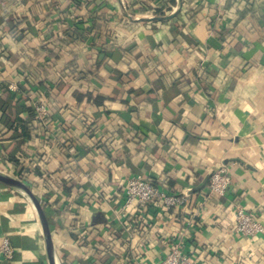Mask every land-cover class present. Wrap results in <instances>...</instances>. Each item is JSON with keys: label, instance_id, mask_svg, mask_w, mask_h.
Here are the masks:
<instances>
[{"label": "crops", "instance_id": "obj_1", "mask_svg": "<svg viewBox=\"0 0 264 264\" xmlns=\"http://www.w3.org/2000/svg\"><path fill=\"white\" fill-rule=\"evenodd\" d=\"M49 57L87 74L38 88L49 114L21 155L28 97L9 85ZM0 86V172H28L57 264H156L181 235L199 264H264V232L235 231L239 205L264 225V0H0ZM137 174L191 189L189 209L126 207ZM3 238L0 264H50L32 199L0 182Z\"/></svg>", "mask_w": 264, "mask_h": 264}, {"label": "built area", "instance_id": "obj_2", "mask_svg": "<svg viewBox=\"0 0 264 264\" xmlns=\"http://www.w3.org/2000/svg\"><path fill=\"white\" fill-rule=\"evenodd\" d=\"M15 91H19L17 83L9 85ZM24 94V93H22ZM35 109L38 120L44 121L49 114L47 104L42 95L33 92L25 94ZM231 179L226 169H221L211 174L209 184L210 195H225ZM125 206L138 202L143 209H172L173 211H187L193 202L191 189H185L180 193H172L161 187L151 179L142 174L134 175L127 179L125 185ZM184 211V212H185ZM236 227L235 231L241 235L254 236L264 232V225L258 221L252 212L246 211L242 206L235 209ZM192 223V221H191ZM15 248L9 238H3L0 244V252L6 259L13 257ZM196 256L187 248L186 239L177 236L171 244L170 252L156 264H199ZM141 264H146L141 262Z\"/></svg>", "mask_w": 264, "mask_h": 264}, {"label": "trees", "instance_id": "obj_3", "mask_svg": "<svg viewBox=\"0 0 264 264\" xmlns=\"http://www.w3.org/2000/svg\"><path fill=\"white\" fill-rule=\"evenodd\" d=\"M20 16L18 17V14L15 17V21L20 20ZM82 67V65L80 66ZM38 72L32 73V77L34 79V82L36 84H32V82L29 81H19L18 87H19V93H30L33 92L35 94H38V88L42 90L45 89L46 91L55 90L56 87L62 83L65 82L67 79H77V78H85L86 77V69L81 68L79 70H72L70 67L64 66L61 67L59 62L55 58H47L46 60H43L42 65L37 68ZM65 72V74H63ZM52 75V76H51ZM22 80V79H21ZM37 85V86H36ZM5 89H7V85H3ZM0 92H1V86H0ZM25 114L26 119L19 118L16 123V128L21 131L20 136V148L21 150L19 153H24V151L27 149L28 144L31 140V138L35 135V133H39L40 128H42L43 121L38 120L35 109L33 108L31 102L29 101V98H25ZM23 101V98H21ZM47 104V103H46ZM49 104H47L48 106ZM46 121V119H45ZM20 153V154H21ZM66 152H63V155H65ZM22 155V154H21ZM17 157V156H16ZM64 157V156H62ZM18 159V157H17ZM19 160V159H18ZM54 158L47 156L46 154H42L36 161L37 165L39 166V173L42 177H47L51 179L53 183L60 184L61 179L57 180L54 177V172L46 171V166L50 165ZM21 179L27 178L26 175H28V172H25V170H19V172L16 173ZM59 177V175H58ZM61 177V176H60ZM63 182V181H62ZM197 257V255H196Z\"/></svg>", "mask_w": 264, "mask_h": 264}, {"label": "water", "instance_id": "obj_4", "mask_svg": "<svg viewBox=\"0 0 264 264\" xmlns=\"http://www.w3.org/2000/svg\"><path fill=\"white\" fill-rule=\"evenodd\" d=\"M0 182H3L5 184H7L8 186L12 187L13 189L18 190V191L26 194L27 196H29L32 199V201H33V203H34V205H35V207L39 213L40 220H41V223H42L43 228H44L50 264H57L55 247H54L51 231L49 228L47 216H46L45 211L41 205V202L39 201L37 196L33 193V191L30 189V187L24 181H22L21 179L13 176L11 174H8L5 172H0Z\"/></svg>", "mask_w": 264, "mask_h": 264}]
</instances>
